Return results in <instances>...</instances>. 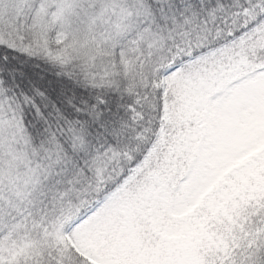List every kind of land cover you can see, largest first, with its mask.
Instances as JSON below:
<instances>
[{
    "label": "snow or ice",
    "instance_id": "snow-or-ice-1",
    "mask_svg": "<svg viewBox=\"0 0 264 264\" xmlns=\"http://www.w3.org/2000/svg\"><path fill=\"white\" fill-rule=\"evenodd\" d=\"M0 264H264V0H0Z\"/></svg>",
    "mask_w": 264,
    "mask_h": 264
}]
</instances>
